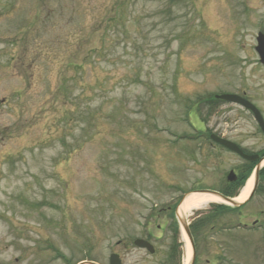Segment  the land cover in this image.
<instances>
[{
    "label": "rangeland",
    "instance_id": "rangeland-1",
    "mask_svg": "<svg viewBox=\"0 0 264 264\" xmlns=\"http://www.w3.org/2000/svg\"><path fill=\"white\" fill-rule=\"evenodd\" d=\"M258 32L264 0H0V264H105L125 246L124 264H171V244L186 264L174 206L244 165L208 136L264 149L248 111L205 102L245 93L264 118ZM214 205L184 217L207 223L194 264H264V191Z\"/></svg>",
    "mask_w": 264,
    "mask_h": 264
},
{
    "label": "water",
    "instance_id": "water-1",
    "mask_svg": "<svg viewBox=\"0 0 264 264\" xmlns=\"http://www.w3.org/2000/svg\"><path fill=\"white\" fill-rule=\"evenodd\" d=\"M256 41H257V47L255 48V50H256L257 55L259 57V62L264 66V38H263V35L259 34L257 39H256ZM216 98L220 99V100L227 101V102H232V103H236V104L242 105L245 109H247L248 111H250L253 114L256 122L258 123L259 127L261 128V130L264 133V122L262 120V117H261L260 113L257 111V109L252 104H250L249 102H247V101L243 100L242 98H240L238 96H235V95H221V96H216ZM211 140L213 142H215L216 144H219V145L225 147L226 149L236 153L237 155H239L244 160L253 162V161L258 159V156H246V155H244L233 143H231L229 141L219 139V138H217L215 136H211ZM262 160L263 159H261L259 161V163H261ZM258 170H259V165L256 166L254 188H255L256 183H257ZM233 178H234V175L232 174V172H230L229 175H228V178H227L228 181H231ZM197 193L213 194V195L219 197L220 199H222L223 201L229 203L233 207H238L240 205L238 203L233 202L229 198L223 197L222 195L218 194L217 192H213V191H209V190H203V191H198ZM181 225H182L183 231H184V233H185V235H186V237L188 239V242H189V245H190V248H191L192 258H191L190 264H193V260H194L195 254H194V246H193L192 238L190 236V233L188 231L187 226L184 225L183 222H181ZM135 245L140 247V248H147L148 250L150 249L148 243L145 242V241H142V240H137L135 242ZM113 258H114V261H115V256L114 255L111 256V263L113 262ZM82 264H93V263H82ZM115 264H119V263H115Z\"/></svg>",
    "mask_w": 264,
    "mask_h": 264
},
{
    "label": "bare ground",
    "instance_id": "bare-ground-1",
    "mask_svg": "<svg viewBox=\"0 0 264 264\" xmlns=\"http://www.w3.org/2000/svg\"><path fill=\"white\" fill-rule=\"evenodd\" d=\"M264 165V162H263ZM254 182L253 176H251L244 187L240 190L239 195L234 199V202L242 203L244 202L252 189ZM210 204H227L225 201L220 199L219 197L213 195V194H206V193H192L188 195L180 205L178 209V218L179 220H184V217L189 216L193 211H199L205 209ZM181 239L185 242L186 245V264L189 261L191 250L188 245V242L184 236V234H181Z\"/></svg>",
    "mask_w": 264,
    "mask_h": 264
},
{
    "label": "trees",
    "instance_id": "trees-1",
    "mask_svg": "<svg viewBox=\"0 0 264 264\" xmlns=\"http://www.w3.org/2000/svg\"><path fill=\"white\" fill-rule=\"evenodd\" d=\"M171 2H176V0H171ZM209 100L205 101L207 105H211L213 106L214 104L219 103V101L215 100L213 97L208 98ZM254 164H245L244 166V171L243 173L240 175V179L233 184L228 185V187L221 191V194L227 197H233L237 191V189L243 185L245 179L247 178V176L249 175L250 171L252 170ZM260 177H261V182L264 183V168L262 169L261 173H260ZM216 210H227L229 211V209L225 208V207H216ZM200 224L204 225V222H200ZM199 224L194 225V231L197 229Z\"/></svg>",
    "mask_w": 264,
    "mask_h": 264
},
{
    "label": "flooded vegetation",
    "instance_id": "flooded-vegetation-1",
    "mask_svg": "<svg viewBox=\"0 0 264 264\" xmlns=\"http://www.w3.org/2000/svg\"><path fill=\"white\" fill-rule=\"evenodd\" d=\"M259 33V32H258ZM242 96H243V98H246V96H245V93H242ZM3 102V101H2ZM236 177H238V174L236 173ZM236 180H237V178H236ZM235 180V181H236ZM234 181V182H235ZM133 242H134V240H133ZM138 249V248H137ZM138 250H141V251H143V252H145V254H144V256H146V254H148V255H150V256H154L155 255V249H153L152 250V253L150 254L148 251H146V250H143V249H138ZM124 255H123V257L121 258L120 257V255H118V261H120V263L121 264H124V261H126V260H128L129 258H130V254H129V251H128V248H127V246H125L124 247ZM172 252V249H171V247H169L168 249H167V255H169V253H171ZM175 252H176V250H175ZM126 254V255H125ZM125 256H126V258H125ZM140 261L141 260H135L132 264H139L140 263ZM167 262V261H166ZM168 263V262H167ZM105 264H110V259L108 258L107 259V261H106V263ZM174 264H176V261L174 262Z\"/></svg>",
    "mask_w": 264,
    "mask_h": 264
}]
</instances>
